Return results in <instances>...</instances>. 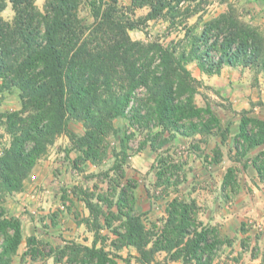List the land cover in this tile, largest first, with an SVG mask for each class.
Wrapping results in <instances>:
<instances>
[{
    "label": "trees",
    "instance_id": "trees-1",
    "mask_svg": "<svg viewBox=\"0 0 264 264\" xmlns=\"http://www.w3.org/2000/svg\"><path fill=\"white\" fill-rule=\"evenodd\" d=\"M207 1L131 0L127 6L131 13L148 9L145 15L132 18L118 0H45L43 10L37 0H0V93L17 89L21 102L20 109L2 115L11 139L0 155V196L23 190L38 160L61 134L68 135L72 148L80 152L76 165L100 163L111 154L113 171L125 177L128 143L135 133L127 130L119 151L110 148L108 139L118 132L115 120L120 118L127 119L135 131H147L141 149L149 143L158 150L178 136L198 134L219 133L224 143L230 127H223L210 103L198 105L202 82L188 62L196 60L208 75L220 74L225 66L264 74V32L243 20L233 6L201 26L199 22L189 25L195 15L203 19ZM84 4L90 7V23L81 16ZM9 5L12 20L3 16ZM159 18L181 27L184 37L167 44L131 37V30ZM238 113L235 160L242 162L262 146L243 163L245 167L251 164L264 181V119L253 115L252 109ZM73 121L82 124V134L71 129ZM222 158L221 149H215L213 161L219 163ZM156 161L157 186L177 189L182 179L173 168L179 164L163 155ZM235 178V169L230 167L223 188L234 185ZM115 181L112 197L116 200L84 192L89 216L81 221L94 232L92 245L67 242L55 248L31 236L26 254L33 259L54 256L57 263L65 264H118V259L129 260L119 251L134 247L137 255L133 257L140 264H168L157 259L162 252L167 260L182 264H215L223 241L215 228L200 220L195 200L174 197L161 226L149 227L136 211V184L120 187ZM231 190L238 192L235 186ZM104 228L115 236L111 249L102 235ZM22 241L20 218L0 206V264L12 263Z\"/></svg>",
    "mask_w": 264,
    "mask_h": 264
},
{
    "label": "rangeland",
    "instance_id": "rangeland-1",
    "mask_svg": "<svg viewBox=\"0 0 264 264\" xmlns=\"http://www.w3.org/2000/svg\"><path fill=\"white\" fill-rule=\"evenodd\" d=\"M45 0H37L40 9H44ZM118 4L132 18L143 16L148 9H137L135 14L128 11L127 6L131 5V0H118ZM233 6L241 15L242 19L250 24L258 27L264 32V0H208L203 8V19L199 21V15L193 16L189 25H202V22L218 13ZM14 12L11 5L5 9L3 16L7 20H12ZM81 16L87 23L93 21L88 4H84L81 8ZM130 35L134 40H159L162 43H169L171 40H179L184 37V30L181 27L170 26L169 22L162 18L150 20L146 24L130 31ZM196 60L188 62V68L192 74L198 68ZM218 78V77H216ZM199 87V93L196 96L198 105L206 106L210 103L213 110L221 118L223 127H230V133L227 140L222 143L219 133L212 135H196L194 137L178 136L171 140L162 148L155 150L148 143L143 149L142 142L147 138V131H139L130 128L129 122L125 118L115 120V126L118 130L116 134H112L108 139L110 148L121 146V138L126 132H134L135 135L129 140V157L124 166L125 177L116 175L113 171L114 156L109 154L104 161L100 163L78 162L75 159L80 152L72 148L70 138L66 134H61L57 140L49 146L48 153L38 160L29 178L25 181L23 190L0 196V206L4 207L8 215L14 216L18 213L21 216L34 221L37 218L36 232L31 235L35 237L37 242L42 244L50 243L46 240V235L51 232L50 224L62 225L69 221V229L71 232L64 237V244L67 242H76L84 245L92 244V234L87 233L84 228L79 229L76 223L81 221L89 213L85 202L82 200L84 192L91 194H105L111 200L119 182L120 187L131 182L136 184L134 189L136 196V211L143 215L145 222L151 227L153 224L161 226L163 218L166 216V207L168 202L174 197L183 200H195L198 206V215L206 225H210L218 232L219 239L223 241L218 245L216 251L215 264H254L252 258L255 256V240L264 234V219H259L256 214H248L246 217L237 215L235 222L228 225L229 234L221 235V223H211L215 216L211 211H221L220 202H225L224 206L231 214H234L236 208L235 196L240 192L241 186L248 191L253 189V181L251 175L244 166L245 160L250 159L256 154V151L249 153L242 162L235 160L234 137L238 130L240 122L239 111L233 109L231 101L223 96L220 90L214 85L206 84L205 81ZM259 86V83H258ZM18 90H5L0 96V104H6L3 110H0V147L4 148L10 143V135L3 123L2 115L7 112L15 111L21 108V102ZM255 103H252L254 106ZM71 129L78 134L84 132L83 126L78 122H70ZM220 148L223 154L222 161L215 163L213 156L215 149ZM168 156L172 162L179 164L177 169L173 168V172L182 179L181 184L176 189L172 186H157V158L158 156ZM235 169V184L224 187V177L229 168ZM35 175V178L32 176ZM250 181V182H249ZM235 186L238 192L234 194L231 187ZM119 188V187H118ZM119 190V189H118ZM110 194V195H109ZM95 196V195H94ZM97 202V199H92ZM210 202L217 204L215 209H211ZM243 202H240L242 204ZM104 208H108L104 205ZM76 217L77 219H74ZM56 219V221H55ZM215 222V221H214ZM238 224V226L235 225ZM262 226L263 229H260ZM240 231V232H239ZM102 235L107 237L106 246L112 248L111 240L115 237L107 228H104ZM27 238V249L21 254L22 259L29 251ZM59 235L58 237H60ZM41 244V245H42ZM40 245V246H41ZM43 245V248H44ZM51 246V245H50ZM62 246V245H61ZM59 246L55 248H59ZM49 246L45 247L47 251ZM246 252V253H245ZM264 254V251H263ZM123 258H129L128 261L118 259V264H140L133 256L137 255L136 248H128L122 250ZM167 254H157V259L166 261L168 264H178L173 260H167ZM54 256L39 255L36 259L46 260ZM264 257V256H263ZM35 260V259H34ZM55 263V257H54ZM42 264H45L44 262ZM57 264H65L58 262Z\"/></svg>",
    "mask_w": 264,
    "mask_h": 264
},
{
    "label": "crops",
    "instance_id": "crops-1",
    "mask_svg": "<svg viewBox=\"0 0 264 264\" xmlns=\"http://www.w3.org/2000/svg\"><path fill=\"white\" fill-rule=\"evenodd\" d=\"M198 66V64H195ZM199 80L205 81L206 84H211L216 87L217 90L223 94V96L227 97L232 104V107L236 111H241L244 109H252V114L256 115L262 119H264V74L258 73L256 74L252 69L248 67H231L225 66L220 74L215 75H208L201 70L198 66L196 72L193 74ZM218 77V78H216ZM259 83V86H258ZM2 93H0L1 96ZM259 102H263L260 104ZM252 103H255L252 106ZM6 104H0V110H3ZM239 129V127H238ZM238 130L235 132V134ZM8 146V145H6ZM5 146V147H6ZM263 147L259 146L253 149V151H260ZM4 148L0 147V155L2 154ZM40 161H42L40 159ZM247 172L251 175L253 181H249L250 183L253 182V189L250 188L248 191L245 189L244 186H241L240 192L235 196L236 205L238 206L234 211V214H231L228 209L224 206L225 202H220L221 211L218 212L217 210L211 211L215 216V219L211 220V223L220 222L221 225V235H228V225L232 222H235L237 215H241L242 217H246L248 214H256L259 219H264V181H262L256 171V169L249 165L247 168ZM240 202H243L240 204ZM211 209L217 206V204L210 202ZM14 216L20 218L22 222L23 228V241L19 247L17 255L14 256L13 261L11 264H57L54 261V257H50L46 260H39L33 259L32 257L26 256L24 261L22 262V252L27 249V238L31 235L37 234L36 227L37 225V218L32 221L31 219L27 218L26 216H21L20 214L16 213ZM89 216V213L86 214V217ZM238 217V216H237ZM74 219H77L74 217ZM56 221V219H55ZM72 221V220H71ZM64 225L61 223L58 224H50L51 225V232L46 235V240L50 243L51 246H63L64 244V237H67L71 230L69 229L70 222ZM215 221V222H214ZM238 226L237 223H235ZM79 229H86L87 233L92 234V239H94V232L89 229V227L82 221H78L75 225ZM240 232V231H239ZM61 235L60 237H58ZM93 242V240H92ZM257 246H255V256L252 258V262L254 264H264V234L262 237H259L255 240ZM92 245V244H91ZM131 247H124L119 251L122 253V250H126ZM134 248V247H133ZM165 253L166 252H162ZM246 253V252H245ZM161 254V253H159ZM173 262H178V264H182L181 260H173Z\"/></svg>",
    "mask_w": 264,
    "mask_h": 264
},
{
    "label": "built area",
    "instance_id": "built-area-1",
    "mask_svg": "<svg viewBox=\"0 0 264 264\" xmlns=\"http://www.w3.org/2000/svg\"><path fill=\"white\" fill-rule=\"evenodd\" d=\"M33 178H35V175L32 176ZM261 228L260 229H263L262 226H260Z\"/></svg>",
    "mask_w": 264,
    "mask_h": 264
}]
</instances>
